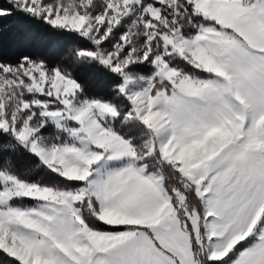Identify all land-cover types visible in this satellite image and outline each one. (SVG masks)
<instances>
[{"label": "snow or ice", "instance_id": "1", "mask_svg": "<svg viewBox=\"0 0 264 264\" xmlns=\"http://www.w3.org/2000/svg\"><path fill=\"white\" fill-rule=\"evenodd\" d=\"M0 264H264V0H0Z\"/></svg>", "mask_w": 264, "mask_h": 264}]
</instances>
